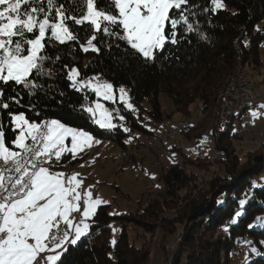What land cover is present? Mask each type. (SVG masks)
Wrapping results in <instances>:
<instances>
[{"label":"trees","instance_id":"16d2710c","mask_svg":"<svg viewBox=\"0 0 264 264\" xmlns=\"http://www.w3.org/2000/svg\"><path fill=\"white\" fill-rule=\"evenodd\" d=\"M58 2L73 11L77 7L71 0ZM222 2L224 8L213 12L204 11L213 7L211 0H189L194 13L189 15V21L198 31L185 33L178 26L179 42L166 44L151 62L131 55L122 41L99 34L94 43L100 51L84 52L81 45L86 43L88 33L77 25L73 31L79 42L69 41L46 49L52 59L45 61V67L52 74L30 77L41 85L35 95H28L22 86H16L14 91L13 82L5 86L4 100L9 108L0 107V126L4 128L6 145L13 150L16 149L11 141L18 131L13 130L11 115L23 113L30 122L59 120L125 151L135 145L124 142L127 136L137 143L140 141L133 133L150 137L146 119L152 118L156 123L163 120L158 97L164 94L181 118L200 112L195 125L181 133L195 142L207 139L218 153L217 158L211 151V157L203 154L190 159L173 144L170 152L176 161L159 164L160 187L152 198L147 197L151 194L142 193L135 202L136 209L123 215L112 214L111 206L99 207L89 220L88 235L76 245H69L58 264H149L155 233L166 263L264 264V180L257 182L264 167V144L240 157L233 147V141L241 138L233 132L234 124L221 132L213 118L217 96L234 68L241 65L253 81L251 72L259 73L261 69L264 0ZM103 3L99 0V4ZM101 39L107 43L100 42ZM117 43L121 46L116 47ZM72 68L79 71V80L99 75L113 85L115 92L119 88L129 91L136 110L127 111L118 104L117 114L112 113L113 117H123L120 122L127 132L120 126L109 130L95 125L83 108L92 107L97 97L88 88L77 91L71 86L67 73ZM123 194L119 196L122 198ZM178 230L181 241L168 251V240Z\"/></svg>","mask_w":264,"mask_h":264},{"label":"snow or ice","instance_id":"6c2138e0","mask_svg":"<svg viewBox=\"0 0 264 264\" xmlns=\"http://www.w3.org/2000/svg\"><path fill=\"white\" fill-rule=\"evenodd\" d=\"M71 2L77 5L74 11L58 0H0V107L3 109L9 108L4 100L9 82H13L14 91L16 86H22L28 95H35L41 85L30 77L52 74L45 67V61L52 59L46 49L69 41L79 42L73 31L77 25L88 33L86 43L81 45L84 52H99L94 41L108 37L122 41L131 55L146 62L154 61L156 53L166 44L179 42L178 26L185 33L198 31L189 21V15H194L189 0H104L102 5L99 0ZM211 5L204 11L215 12L225 6L222 0H211ZM100 42L107 43L102 39ZM78 77L76 68L67 73L77 91L88 88L98 98L114 101L111 83H93L98 78L82 81ZM118 92L121 103L134 111L127 91L119 88ZM83 111L102 129L116 127L112 112L99 102L94 107H84ZM258 116V112H251L253 119ZM11 123L14 131L19 130L11 144L19 151L6 145L4 128L0 126V264H58L68 245H76L88 235V221L106 201L94 198L90 189H83L78 173L54 172L44 165L59 163L66 154L76 159L99 141L87 131L56 119L36 123L20 113L11 115ZM239 215L237 212L236 216ZM235 222L233 219L232 223Z\"/></svg>","mask_w":264,"mask_h":264},{"label":"rangeland","instance_id":"374dc122","mask_svg":"<svg viewBox=\"0 0 264 264\" xmlns=\"http://www.w3.org/2000/svg\"><path fill=\"white\" fill-rule=\"evenodd\" d=\"M259 58L261 61V69L259 73L251 72L252 77L255 81L251 80L249 72H248L249 73L248 78H249V81L255 86H259L261 84H263L264 86V46L262 45L259 48ZM94 77L98 78V80L93 81V83H104V82L109 83L108 81H106L104 78H102L99 75L92 76L86 81L91 80ZM259 80L263 82H260ZM256 81H259V82H256ZM126 91L128 93L129 102L132 104L130 100L129 91L128 90ZM119 96L120 94L118 90L116 92L114 91V97H115L114 101L104 100L102 97L98 98L96 96L97 100L94 102V105L92 107L95 106L96 102H99L103 104L104 107L107 108L109 111H111L113 114H117V110L120 107L118 104H120L125 110L133 111V110L128 109L125 104L121 103ZM158 102H159L161 111L164 113V118L161 122H158V123H156V121H154L152 118L146 119V124H145L146 130L151 133L148 139H146L144 135H142L139 132H136L133 134L137 136L136 138L137 140L140 141V143H137L132 137L127 136L126 138H124V142L126 143L135 142L134 143L135 145L131 147L129 146V148H127L125 151H121L119 146L114 143L99 141V143H94L92 147L86 148L83 152L79 153L76 159H72L73 164L67 163L63 165L62 168H58V169L51 168V170L54 172L59 171V172H64V173H69V174L78 173L79 174L78 179L83 180V189H90L92 192L95 191V194L93 195V197L100 198L106 201V203L101 206H111L110 211L112 214H122L123 215V214H128V213L133 212L136 209L135 202L139 200L137 196H140L142 193L145 192L146 183L148 181L152 183H156V184L159 182L158 181L159 174H160L159 163L161 162L163 164H167L168 162L176 161L175 155L173 154L166 157L164 160L162 159L160 160L159 152L155 149H152V146L155 144L157 140L160 139V137L165 132L171 131V129H174V125L178 123L179 121H182V119L184 120L186 118L193 117V116L197 117L198 120L200 119L199 118L200 112L198 111L193 112L192 115L190 116L181 118L180 114L174 112L173 104L164 94L159 95ZM262 102H264V100L259 102V105L256 108L246 109L244 113L242 114V118L247 114L249 115L251 128L248 132L246 131L243 134V137H241L239 140L237 139L233 141V147L235 148L237 154L240 157H242L244 154H246L249 151L257 150L260 147V145L264 144V116L259 115L255 119L251 117V112L253 111L258 112V108H261L260 105H264V103ZM133 108L136 110V107L134 105H133ZM262 109L264 110V108ZM239 110L240 108H238V111ZM206 112L211 113L209 109H207ZM120 117L121 115H118L117 117L112 116V123L116 125V127L120 126L122 129H125L122 122H120V120H122L120 119ZM96 118H99V114H97ZM113 118H118L119 121L114 120ZM92 121L94 122L93 118H92ZM95 125L98 126L96 123ZM17 131L19 132L18 129ZM173 142L178 148L181 149L182 153L188 156L190 159H195L197 156L203 155V154L211 157L213 153L211 143L205 138L199 140L198 142H195L194 140H188L180 132L176 134ZM66 143L70 144V141H66ZM149 144L151 145L148 147H145V145H149ZM168 145L169 144L167 140H165L164 146L168 148ZM198 149L200 151V154L198 153ZM137 151H138V155H142L148 151H154L153 154H150V155H152L155 158V154H157L158 157L156 156L155 161H153L154 160L153 158L151 159L147 157L142 162H139V156H137ZM122 155L129 157L128 158L129 160L127 163L119 164V159L121 158ZM134 158H136L135 161L137 162V164L141 163L140 165H138L139 167L133 168V166H135ZM75 160H80V161L75 162ZM99 163H101L100 165L102 166V169H100V171L102 170V172L104 173L99 176L98 175L99 173L96 172L95 179L92 180L94 176V172H92V177L88 179L87 174L90 173V169L92 168L98 169L100 166ZM141 167L143 168V171L139 172V169H141ZM263 171H262V175H260V177L257 180L258 183L264 180ZM134 175H139V177H134ZM142 177H143V180L145 181L144 192H143V186H142V183H143ZM99 178L100 180L103 181V183H100ZM116 188H119V190L123 191L124 194L122 195V198L119 196L120 193L117 192ZM152 196L153 195L151 194L150 196H147V197L152 198ZM144 199L146 198L144 197ZM117 229H119L118 226H117ZM114 234H115V230L113 231V235ZM177 235H181L180 230H178L177 233L173 237L169 238L167 246H166L168 251L173 250L174 246L180 243L181 241L180 236H177ZM128 238H129V241H131L130 234L128 235ZM158 238L159 237H157L155 233V235L152 238V247H151V255H153V258L149 264H170V262H167V263L164 262L162 258V253H161L162 246L159 244L160 241ZM165 242H166V239L162 240V244H164Z\"/></svg>","mask_w":264,"mask_h":264},{"label":"bare ground","instance_id":"6f19581e","mask_svg":"<svg viewBox=\"0 0 264 264\" xmlns=\"http://www.w3.org/2000/svg\"><path fill=\"white\" fill-rule=\"evenodd\" d=\"M263 43H264V41H263ZM262 46H264V45L262 44ZM239 73H242L243 74L244 85L247 86L250 91H252V93L256 96V98H261V101L264 100V93H263L264 86H263V84H261L259 86H255L254 84H252L249 81V78H248L249 77V73L247 72V70L244 69L241 65H237L234 68V70L231 73V75L229 76V78L226 80L225 85L223 86V89L220 91L219 95L217 96V106H216V108H215V110L213 112V118H215L217 120L218 125L220 124V126L218 128H219V130L221 132L225 131V129L229 126V124H234V126H236L237 124H239V122L242 120V114L244 113V111L246 109H249V101H240L237 104V107L235 108V110L233 112H230L229 114H226L225 115V108L223 106H220V105H223L224 104V102H225V100H226V98L228 96L229 89H235L236 88V80H234V78H236ZM234 99H241V92H234ZM262 103H264V102H262ZM238 108H240L239 111H238ZM254 108H256V107H254ZM189 118H186L184 120L182 119V121H179L178 123H176L174 125V129L176 127H179V124H183V123L187 122V120H189ZM197 120L198 119H196V121H194L192 123H185V126H182V131H186L191 126L195 125V123L197 122ZM43 122H45V121H42L41 123H43ZM250 128H251V126H250ZM205 134H207V131L205 132ZM240 137H243V134ZM159 140H160V148H166L164 146V141L167 140V142H168V139H159ZM159 140H157L155 142V144L158 143ZM172 142L169 143V145H168L169 152H170L171 145L174 144V142L173 143ZM152 149L157 150L159 152V157L161 158V151L159 149H157V148H154L153 146H152ZM16 151H19V149L16 150ZM170 155H172L171 152H170ZM128 158L129 157H127L125 155H122L121 158L119 159V164L120 163H122V164L123 163H127L128 160H129ZM165 158L166 157H163L162 160H164ZM44 166L46 167L48 165L46 164ZM65 174H69V173H65ZM138 177H139V175H138ZM100 183H103V181L100 180ZM157 184H160V183L158 182ZM159 187H160V185H159ZM145 190H147V184L145 185ZM150 194H152V193H150Z\"/></svg>","mask_w":264,"mask_h":264},{"label":"built area","instance_id":"2783aa9c","mask_svg":"<svg viewBox=\"0 0 264 264\" xmlns=\"http://www.w3.org/2000/svg\"><path fill=\"white\" fill-rule=\"evenodd\" d=\"M264 45V43H263ZM236 88L235 89H229L228 96L224 102L223 106L225 108V115L229 114L230 112H233L235 108L237 107V104L240 101H249V108L257 107L259 102H261V98H256V96L252 93V91L249 90L247 86L244 85V79L243 74L239 73L236 78ZM234 92H241V99H234ZM258 113L260 116H264V110L262 108H258ZM197 117H190L189 120L185 123H192L196 121ZM185 123L179 124V127H176L175 129H171V131L165 132L160 139H168V144L171 143L174 140V137L177 133L182 132V126H185ZM220 124L218 125V127ZM250 130V117L249 115H245L242 120L234 126L233 132L239 134L240 136L245 133V131ZM209 139V137H208ZM154 148H157L161 151V158L168 157L170 155V152L168 148H160V140L158 143L153 145ZM213 156L214 158L218 157V153L213 150ZM143 168L139 169V172H142ZM134 177H138V175H135ZM100 180V179H99ZM160 184L147 182V190H145L146 194L150 193H156ZM79 215V214H76Z\"/></svg>","mask_w":264,"mask_h":264},{"label":"crops","instance_id":"0c3cea01","mask_svg":"<svg viewBox=\"0 0 264 264\" xmlns=\"http://www.w3.org/2000/svg\"><path fill=\"white\" fill-rule=\"evenodd\" d=\"M149 141V140H148ZM146 144V143H145ZM130 145V144H129ZM151 144H149V145H145V147H148V146H150ZM17 150V149H16ZM139 151V150H138ZM138 151H137V156H139V162H142L144 159H146L147 157L148 158H153L154 160L153 161H155V159H156V156L158 157V155L157 154H155V158L152 156V155H150V154H153V152L154 151H148V152H145L144 154H142V155H138ZM70 155V154H69ZM71 157V156H70ZM136 157V156H135ZM135 159L136 158H134V162H135V166H133V168H136V167H139L138 165H140V164H137V162L135 161ZM71 158H69V159H66L64 156L62 157V159L59 161V163H57V162H53L51 165H48V166H46V167H50V168H56V169H58V168H62L63 167V165H65V164H67V163H72V161L73 160H71ZM154 163V162H153ZM73 164V163H72ZM101 163H99V165H100ZM100 169H102V166L100 165L99 166V168L98 169H94V168H92V169H90V173H88L87 174V177H88V179H90L91 177H92V172H94V176H93V179L92 180H94L95 179V175H96V172H98L99 174V176L100 175H102L104 172H102V170L100 171ZM122 169V168H121ZM131 171H133V170H131ZM148 175V174H147ZM98 176V177H99ZM100 179V178H99ZM150 180V179H149ZM142 181H143V183H142V186H143V192H144V183H145V181L143 180V177H142ZM147 184V183H146ZM118 190H119V188H118ZM93 193V195L95 194V191L94 192H92ZM119 193H123V191H121V190H119ZM142 195V194H141ZM140 195V196H141ZM140 196H137L138 197V199L140 198ZM69 246V245H68Z\"/></svg>","mask_w":264,"mask_h":264}]
</instances>
